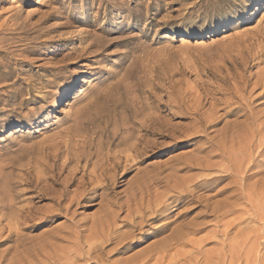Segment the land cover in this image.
<instances>
[{
    "label": "rangeland",
    "instance_id": "1",
    "mask_svg": "<svg viewBox=\"0 0 264 264\" xmlns=\"http://www.w3.org/2000/svg\"><path fill=\"white\" fill-rule=\"evenodd\" d=\"M263 13L264 0H0V187L18 185L26 167L34 173L47 165L48 174L60 171L62 180L74 165L67 162L70 157L88 150L94 151V161L97 143L101 153L122 156L116 185L86 194L67 211L57 213L47 196L40 199L23 185L14 186V206L30 207L34 218L29 224L36 226L20 230L23 245L18 248L4 232L0 264L36 252L42 243L46 250L54 241L77 248L72 264H124L148 251L138 264H264V193L262 181H256L261 175L242 181L243 199L219 221L205 216L203 205L234 202L230 179L195 191L198 202L187 203L189 197L174 193L170 206L141 224H136L139 214L131 213L141 196L145 201L166 191L175 175L207 173L176 171L185 162L203 158L212 145L237 144L242 130L264 122ZM180 37L189 42L180 45ZM195 39L203 43L192 46ZM122 120V135L131 132L128 144H138L129 152L127 145L105 144ZM152 120L159 123L157 129L176 134L159 137L140 129ZM200 120L211 123L209 135L188 136ZM124 153L136 158L125 160ZM155 178L162 181L156 184ZM75 187H69V197L77 193ZM176 199L185 202L175 204ZM41 213L51 215L49 221L38 223ZM105 220L115 226L114 238L86 253L83 235ZM131 222L134 226L126 225ZM191 229L198 231L167 245L166 237ZM74 232L79 244H72ZM129 234L132 239L115 246ZM126 243L124 251L115 250Z\"/></svg>",
    "mask_w": 264,
    "mask_h": 264
},
{
    "label": "bare ground",
    "instance_id": "2",
    "mask_svg": "<svg viewBox=\"0 0 264 264\" xmlns=\"http://www.w3.org/2000/svg\"><path fill=\"white\" fill-rule=\"evenodd\" d=\"M263 14L261 15V17L263 16ZM179 39H180L179 40L180 45H184V44L186 45L189 42V40L186 37H180ZM193 41H194V42H192L193 44H191L192 46L193 45L199 46L201 43H203V41L199 40V39H195ZM247 63L249 64V62H247ZM263 69L264 68H262V70ZM224 77H226V76H224ZM223 79H225V78H223ZM221 80H222V78H221ZM63 99H64V96L63 95L60 96L59 103H62ZM235 99L237 100V98H235ZM233 102H237V101H233ZM228 104L229 103H227V105ZM231 104L232 103H230V105ZM240 104H242V103H240ZM235 105H236V103H235ZM241 106H244V105H241ZM180 108H182V107H180ZM228 108H229V106H228ZM250 109H253V107ZM241 110L244 111V109H241ZM190 114H192V113H190ZM226 114L231 115L232 109H231V111L226 112ZM223 115H224V113H223ZM125 120H126V118H125ZM214 120L215 119H213L211 121H214ZM235 120H237V119H235ZM216 123H218V121ZM130 124L127 123V125H130ZM158 125H159V123L157 121L152 120L148 126H145V128H140V129L144 130L145 133H150L153 135H159V137H162L164 132L166 133V136L176 134V131L173 132V130L164 129L163 127H161L160 129H157L156 126H158ZM195 125H196V123H195ZM125 126H126V122H124L123 120L120 123L116 124V126L114 127L115 128L114 132L111 133L112 134L111 140H108L109 142L105 141L106 143L105 142L104 143L106 145H108V143L114 144L117 147L122 145L121 149H123V145L124 146L127 145L126 148L124 149L125 152H129L132 149H135V147L138 144L131 143V142H130V144H128V141L132 138L131 137L132 134H130L131 132H128L129 134L127 136L122 135L123 132L126 131ZM130 126H132V125H130ZM210 126H211L210 122L200 120L198 122V126L194 127L189 132L190 134H188V136L194 135V134L207 136L210 133V131H209ZM247 131L250 132L249 135H246ZM247 131H245L243 134V130H242V134L238 135V136H240V138L237 140V144H235V145L232 143H230V145H227V146L225 144H221V143L212 145L210 143L212 146H210V148H209L210 150L208 151V153H206V155L203 158L195 159V161L189 162L188 164H186V162H185L184 163L185 165L183 168L176 169V171H180V170H186V171L200 170V172L201 171H207L206 174L193 175V176H184V175L176 176L175 175V178L173 179V182H174L173 184H169V181L166 182V187H167L166 191L161 192V193H156V194L154 193L151 195H147L148 197L145 201H144L143 196H141V198L138 201L137 206L135 207V205H134L135 208L133 210H131V213L133 212V213L139 214L138 217L140 220L136 224H141V223L145 222L144 220L146 218L153 219V218H155L156 215H159V213L161 211H163L165 208L170 206L169 204L171 202L169 203L168 199L175 196L174 193H177L179 196L180 195L181 196L186 195L187 197H189V199H188L189 201L187 200V203L188 202L193 203L196 201L198 202V201H200V199L197 195L196 196L194 195L195 191H197V190L198 191L208 190L213 184H215L219 181H222L224 179H230L231 183H233V184H231L232 186H231V191H230L231 195L230 196L235 197V201L233 199L234 202H231V201L228 202V201H224V199H223V202L215 204L212 207H209L210 203L208 204V202L203 205L207 209V213H206L207 215H205V216H208V217L212 216L213 219H216V221H219L220 218L222 219V217H224V216L226 217V215H228L232 212H235V207L237 205L236 201L243 199V197H244L243 193L245 191L246 186L245 187L243 186V182H242L243 180H245V179H247L253 175H259V176L261 175L260 178L257 179L256 181H262V183L260 185V191H261V193H264V122H262V121L257 122L253 129L249 128V129H247ZM107 133H109V132H107ZM118 136H120V137L117 138ZM93 138L95 139V137H93ZM115 138H117V141H114ZM234 139H235V137H234ZM64 140H63V142H64ZM98 141H99V139H98ZM230 141L232 142V140H230ZM68 142H70V141H68ZM76 144H77V142H76ZM75 145H74V147L76 148L77 146H75ZM96 146H98V153L95 155L96 160L94 159V161L92 160V162H91V159L94 155L92 152H94V151H92V152H90L88 150L83 151V152L80 151L81 152L80 154H76L75 157H70L67 162L73 161L74 165L72 164L73 166L71 168V166L69 164V166H70L69 169H72V170L68 171L66 176H62V177H64L62 180H60V177L62 175V173L60 171L56 172L55 174L49 175L48 172L50 171V168H48L46 165V167L43 168L41 171H37V170H39L37 167V170H36L37 172L34 171V173L32 171L30 172V171L26 170L27 169V167H26V169L24 170V174H22V176H23L22 181H20V182L18 181L19 183L17 182V184L25 186L27 188V190L24 188L26 190V192H33L35 194L37 193L38 197L40 199L44 196H47L50 199L51 203H53V207L55 206V208L52 209L53 211H57V213H58V211H61V210L67 211V210H69V205L71 203H78L80 200H84L86 198V194H90L92 192H95L98 189H111L118 182L117 181V174H118L117 171H119L120 161H121L122 156L117 155V153H116L117 151L114 152V148H113V152L116 154L110 153L108 151L101 153V151L99 149L102 146L101 143H97ZM61 147H62V145H61ZM65 147H67V145ZM82 147H83V145H82ZM55 148L58 149L59 146H58V148H57V146ZM103 148H105V147L103 146ZM87 149H88V147H87ZM60 150L63 151L64 149L62 150L60 148ZM51 151H52V149H51ZM51 151H48V152H51ZM211 152L213 154H210ZM72 153H74L73 150H72ZM46 154H47V152H46ZM49 154H47V157H50ZM64 154L66 156V153H64ZM56 155H57V153H56ZM124 157H125V160H128L129 158H131V160H133L136 158V157L133 158V156L129 155V153H124ZM214 157L219 158V160L212 161L211 158H214ZM53 158H54V156H53ZM55 158H56V156H55ZM64 159H67V158L65 157V158H63V160ZM46 160H49V159H46ZM46 160L43 161L44 164H46L45 163ZM52 162H53V159H52ZM81 162H83V164H81ZM54 163H56V162H54ZM54 163H52V164L50 163L51 165L50 164L49 165L53 166ZM60 164H59L58 169L61 167ZM126 164H128V163L126 162ZM42 165L43 164H41V166ZM89 165H91V168H89L87 170V167H89ZM32 166H34V168H35V164ZM256 166L259 167V169H257L254 172H250V173L248 172L250 169H252L253 167H256ZM31 168H33V167H31ZM51 169H52V167H51ZM58 169H56V170H58ZM61 169H62V171H64V167H62ZM52 172H53V170H52ZM247 173H249V174H247ZM78 174H80V176H78ZM154 181L156 184L157 183L159 184L162 180L160 178L159 179L155 178ZM177 181H180V182L182 181V182L180 183ZM11 182H13V181H10V183ZM163 184H165V183H163ZM18 185L8 184V182H7L6 185H3L2 187H0V194H2L0 196V210H2V213L0 214V238L2 237L4 232H6L5 237H4L5 239H12L14 237V239H13V241L15 242V245L13 246L14 248H18L19 246L23 245V240L21 239L20 230L21 229L25 230V229H29V228H34L36 226V223H34V222H33L34 224H29L30 223L29 221H32L34 218V214H33L34 212L32 211V209L30 207H24L21 205H19L20 207L14 206V204L15 205H17V204H16V202H14V199L16 197L13 198L15 196V194L13 193V187L18 186ZM72 185L76 186L75 187L76 189L74 190V192H77V193L73 194L74 196L69 197V193L71 191V190H69V187ZM54 186L57 188L54 189ZM24 189H22V190H24ZM15 193H17V192H15ZM246 194H248V193H246ZM250 194H252V193L250 192ZM17 195H19V194L17 193ZM178 198H180V197H178ZM15 200L17 201V199H15ZM244 200H247V199L245 198ZM63 201H66L67 203L62 206ZM173 201L175 202V204L179 203L180 201H181V204H183L185 202L182 200L179 201V199L178 200L177 199L172 200V202ZM125 206H127V209H129V205H125ZM119 208L121 209L122 207H119ZM3 209H7L8 211L3 212ZM50 216L51 215H47V213L46 214L41 213L40 217L37 216L38 220H39L38 223L39 222L43 223V222L49 221V219L51 218ZM2 221H4V223H2ZM146 221H148V220H146ZM126 225L127 226H134V222L126 223ZM114 227L115 226L113 224H111V223L107 222V220H105L103 225L100 226L98 229L93 228L91 230H88V234L83 235L84 236L83 242L87 246L86 253H92L93 251H97V250L101 249V246L105 241H107L111 238H114V237H111V235L113 233H115ZM188 230L189 229H187V231ZM196 231H198V230L197 229H191L189 232L185 231L183 233L171 234L165 238V241H166L167 245H170L171 241H178L179 239L181 240V239H183V237H186L187 234L189 235V233H193ZM224 233H225V231H224ZM77 234H79V233H77V232L73 233L72 236L74 237V241H72V244H79L77 239L79 238L80 235L78 236ZM130 237H131V234H129L127 237L123 238L122 240L117 241L115 246H118L126 238H130ZM60 239L62 240V238H56V241L60 240ZM80 239H81V237H80ZM130 239H132V238H130ZM48 245H49L48 249L45 250L46 245L42 243L41 246H39V250H36V252H28L27 251V254H23V255L21 254L20 256L17 257L16 260H14L13 257H11V258H9V264H69L71 262H75L78 258L77 256L79 254L76 251L77 248H75L74 245H72V246H74V248L76 250L69 248L67 245H60L59 243H57L55 241L50 242ZM127 247H129L128 243L122 244L121 247H119L118 249L115 248V250H117V252H119L121 250L124 251V249ZM164 251H166V250H164L162 248L161 252H164ZM22 253H23V251H22ZM148 253H149V251L143 252L139 257L130 258L124 264H129L131 262H132V264H138L139 262L143 261L147 257ZM4 258H5L4 256H0V259L3 260Z\"/></svg>",
    "mask_w": 264,
    "mask_h": 264
}]
</instances>
